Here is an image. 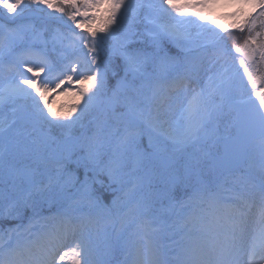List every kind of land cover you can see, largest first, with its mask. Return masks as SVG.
Here are the masks:
<instances>
[{
    "label": "snow or ice",
    "instance_id": "snow-or-ice-1",
    "mask_svg": "<svg viewBox=\"0 0 264 264\" xmlns=\"http://www.w3.org/2000/svg\"><path fill=\"white\" fill-rule=\"evenodd\" d=\"M216 2L0 0V264H264V0Z\"/></svg>",
    "mask_w": 264,
    "mask_h": 264
},
{
    "label": "rangeland",
    "instance_id": "rangeland-1",
    "mask_svg": "<svg viewBox=\"0 0 264 264\" xmlns=\"http://www.w3.org/2000/svg\"><path fill=\"white\" fill-rule=\"evenodd\" d=\"M235 10H242V11H246V10H251L250 7L248 6H242V5H239V4H235L232 2V0H217V2L211 6H209L208 8H205L203 9L202 11L212 17V18H215L216 21H217V24H220V25H224V16L225 15H228V14H232L233 11ZM23 21H16L15 23H18V24H23L22 23ZM28 23H32V22H27L25 24H28ZM61 32H66L67 29H59ZM74 58V57H73ZM28 75H31L30 73ZM64 87H68L70 89H75L76 87H78V85L76 84H72V85H64L62 86V88ZM73 94H74V99L72 100V104L73 105H76V106H79L82 104L83 100L82 98H80L78 96V93H76L74 90H70ZM68 92V91H67ZM65 93V91H62L60 89H57L56 91L54 92H50L48 93V97H49V103L52 107V110L55 111V112H66L67 110H65L64 108L62 109H58L56 108V105L58 103V100L60 98V96ZM245 97H246V94H244ZM72 105V106H73ZM25 223H27V220L24 221ZM8 224H5V227H7Z\"/></svg>",
    "mask_w": 264,
    "mask_h": 264
},
{
    "label": "trees",
    "instance_id": "trees-1",
    "mask_svg": "<svg viewBox=\"0 0 264 264\" xmlns=\"http://www.w3.org/2000/svg\"><path fill=\"white\" fill-rule=\"evenodd\" d=\"M29 8H32V9H35V6L33 5H29L28 6ZM48 10L47 9H44L43 12H47ZM258 11V9H257ZM34 16L31 17L30 20H32L36 25L37 27H41V26H47L49 31L51 30H54L55 28H65V25L63 23H60L58 21H51L50 23H48L47 25H42L41 23V18L43 17V12H40L38 10L36 11H31ZM251 11H246L245 13H241V12H238V11H235V13L239 14V15H244V14H247ZM66 19V18H65ZM238 19V16H233V15H229L227 16V19H226V24H227V27L230 26L231 24L235 23ZM260 19H264V18H260ZM0 22H3L2 20H0ZM70 23V22H69ZM226 27V28H227ZM78 30V32H82L83 29H76ZM226 37V40H227V44L229 47H231L234 43H239L242 39V35L243 34H240V33H237V32H225L223 33ZM111 42H109L110 44ZM109 45L106 44L105 45V48H107ZM101 60L105 59L106 58V53L105 52H101L100 53V57H99ZM237 67H239V65H237ZM63 97H61L60 99V102H59V105L58 106H62V104H65L67 103L68 104V110L70 108V105L72 103L71 101V97H72V94L71 92H68V93H65L64 95H62Z\"/></svg>",
    "mask_w": 264,
    "mask_h": 264
}]
</instances>
